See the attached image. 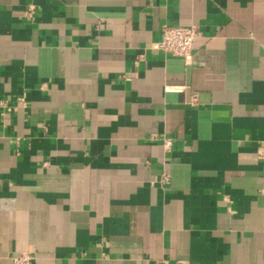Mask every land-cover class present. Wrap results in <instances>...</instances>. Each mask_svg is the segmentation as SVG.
I'll list each match as a JSON object with an SVG mask.
<instances>
[{"label":"crops","instance_id":"crops-1","mask_svg":"<svg viewBox=\"0 0 264 264\" xmlns=\"http://www.w3.org/2000/svg\"><path fill=\"white\" fill-rule=\"evenodd\" d=\"M26 252L264 264V0H0V264Z\"/></svg>","mask_w":264,"mask_h":264},{"label":"built area","instance_id":"built-area-1","mask_svg":"<svg viewBox=\"0 0 264 264\" xmlns=\"http://www.w3.org/2000/svg\"><path fill=\"white\" fill-rule=\"evenodd\" d=\"M34 9L29 8V17L32 18ZM202 37L200 28L196 25L184 28L164 25L161 30V40L157 45V49L166 55L180 57L189 62L192 55V49L194 41ZM169 91H180L178 88H167ZM26 97L23 96L18 99V103L21 106H25ZM164 147L166 150H170L172 147V140L165 139ZM165 182L168 181V177L165 176ZM35 261V255L33 252H26L12 258V264H32ZM162 264H170L168 261H163Z\"/></svg>","mask_w":264,"mask_h":264}]
</instances>
